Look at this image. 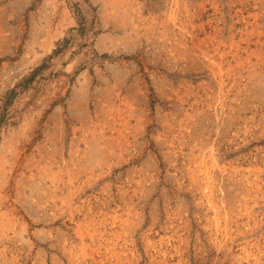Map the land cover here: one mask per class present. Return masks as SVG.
Segmentation results:
<instances>
[{"label":"rangeland","instance_id":"obj_1","mask_svg":"<svg viewBox=\"0 0 264 264\" xmlns=\"http://www.w3.org/2000/svg\"><path fill=\"white\" fill-rule=\"evenodd\" d=\"M0 264H264V0H0Z\"/></svg>","mask_w":264,"mask_h":264}]
</instances>
